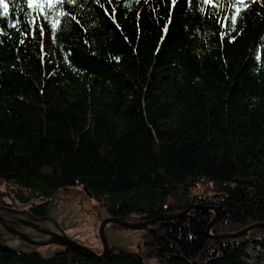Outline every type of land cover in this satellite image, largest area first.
<instances>
[{
    "label": "trees",
    "instance_id": "16d2710c",
    "mask_svg": "<svg viewBox=\"0 0 264 264\" xmlns=\"http://www.w3.org/2000/svg\"><path fill=\"white\" fill-rule=\"evenodd\" d=\"M233 4L76 0L44 9L45 19L9 0L0 182L22 204L44 202L29 210L37 217L58 191L83 187L129 222L205 205L217 209L213 236L264 224V0L237 5L235 25ZM211 219L194 211L157 223L144 250L155 247L159 264H264V230L216 241ZM0 264L144 263L0 247Z\"/></svg>",
    "mask_w": 264,
    "mask_h": 264
},
{
    "label": "rangeland",
    "instance_id": "374dc122",
    "mask_svg": "<svg viewBox=\"0 0 264 264\" xmlns=\"http://www.w3.org/2000/svg\"><path fill=\"white\" fill-rule=\"evenodd\" d=\"M47 51H49V48ZM82 188L83 187L58 191L49 201V208L45 215L46 217L44 216L45 218H43V221L39 222L40 220L36 219L31 221V226L34 224L40 230L49 231L52 233V236L45 237L44 239V236L39 231L36 232V230L31 226L23 223H17V225L14 226L15 229L22 235L29 236L35 240L43 239L44 241H47V239H49L52 241L53 239H51V237L56 235L57 237L59 236L60 238L73 241L77 243V245L94 252L95 255L101 256L103 252L101 244H99V227L103 220L112 217L108 216V214L104 212V210L93 199V197L89 198L82 191ZM19 193L20 191L10 184H4L0 182V207L6 209L5 211L14 210L16 212H25L29 211L31 207L33 208L37 204L42 203L31 200L26 205L22 204L16 196ZM22 194L26 196L25 191L22 192ZM203 207H205V205H203ZM199 212H207L208 214L212 215L211 221L214 219L215 214L212 210L203 211L200 209ZM21 217L23 220H25L23 218L24 216ZM135 222L139 221L130 223ZM104 230L109 244L112 245L111 247L121 248L130 253L137 254L139 256L138 259H142L144 264H159L158 255H156V253L153 254V252L156 251L155 247L152 248V250L149 249V252L144 250L146 248V245L144 244V239H146L144 235L145 231L127 230L110 223H107L104 226ZM5 232L6 231L0 225V234L2 235V237L0 236V247L3 248L16 250L26 254L35 253L44 259L52 257L53 255L64 250H69L62 245L56 244V241L61 242L63 239L55 238V240H53L50 244L48 243L42 246H30L18 238L13 236L11 237L8 234L5 235ZM39 234L41 236L38 237ZM147 243L149 246H152L151 242L147 241ZM70 252L75 253L71 250Z\"/></svg>",
    "mask_w": 264,
    "mask_h": 264
},
{
    "label": "water",
    "instance_id": "95a60500",
    "mask_svg": "<svg viewBox=\"0 0 264 264\" xmlns=\"http://www.w3.org/2000/svg\"><path fill=\"white\" fill-rule=\"evenodd\" d=\"M82 191L89 197L92 198V196L88 193V191L85 188H82ZM200 209H202L203 211H210V210H214L211 207H203L201 205H194L191 206L189 208H187L185 211L178 213V214H167V215H163L160 216L154 220H150V221H139V222H135V223H130L127 222L124 219H116V218H108L102 221V223L100 224L99 227V241L102 247V255L101 256H97L94 254V252L80 246L77 245V243L70 241L68 239L65 238H60L59 236L57 237L56 235H54L53 237H51V239L55 240L56 239H63L61 242H57L56 244L62 245L64 246L66 249H69L75 253H77L78 255L82 256V257H86V258H93L97 261H101V260H105L108 257L115 255V254H120V255H124L127 257H135V258H139V256L137 254H133L130 253L128 251H125L121 248H117V247H111L112 245L109 244V241L107 239L105 230H104V226L107 223L119 226L121 228L127 229V230H133V231H146V230H151L152 227H154L157 223H168V222H173V221H177L180 218H183L185 216H187L190 212L192 211H199ZM6 209L1 208L0 207V225L2 226V228L10 235H12L15 238H18L19 240H21L22 242H25L29 245L32 246H42L44 244H50L52 241L47 239V241L42 240H35L32 239L29 236L26 235H22L21 233H19L16 229H15V225H17V223L20 224H27L28 226H31V214L29 211H25V212H16V211H12V210H7ZM9 211V212H8ZM214 219L209 223V225L207 226V237L209 239H213L216 241H224V240H229V239H238L241 237L246 236L247 234L251 233L252 231L255 230H264V224H255L252 225L246 229H244L243 231L234 233V234H223V235H219V236H213L210 234V230L212 229V227L218 222V213L216 210H214ZM14 215V217H13ZM15 216H26L28 219L27 220H23L20 219L18 217ZM33 229H35L36 231H39L42 235H44V239L45 237H50L52 236V233H50L49 231L46 230H40L38 229L34 224L31 226Z\"/></svg>",
    "mask_w": 264,
    "mask_h": 264
},
{
    "label": "snow or ice",
    "instance_id": "6c2138e0",
    "mask_svg": "<svg viewBox=\"0 0 264 264\" xmlns=\"http://www.w3.org/2000/svg\"><path fill=\"white\" fill-rule=\"evenodd\" d=\"M76 2V0H27V4L29 8H32L34 10H38V14L39 15H45V19H47V15L44 12L45 9V5H47V7L49 9H53L55 8L56 5H63L64 3H72L74 4ZM97 2H99V0H97ZM109 2H111V0H109ZM176 0H173V3L175 4ZM253 2H255V0H253ZM204 3L208 4L211 3L213 5V7L216 6V0H204ZM237 5H245V0H234V4L233 6L235 7V12L233 14V16L230 18V23L232 25H235L237 22V17L240 15L242 9L241 7L237 6ZM101 7H103V5H101ZM245 7H247V5H245ZM0 8L3 9V14L7 15L8 13V8H9V0H0ZM203 11V9H201ZM107 11V10H105ZM62 15H67V13H62ZM71 19L73 21H76V23H79V21L76 20V17H71ZM59 23V21L57 20L54 24L53 27H56V25ZM235 30V28L233 27V31ZM41 33H43L44 29L41 27L40 28ZM264 39V38H262ZM231 42H235V37H233L230 41Z\"/></svg>",
    "mask_w": 264,
    "mask_h": 264
},
{
    "label": "flooded vegetation",
    "instance_id": "af4514ba",
    "mask_svg": "<svg viewBox=\"0 0 264 264\" xmlns=\"http://www.w3.org/2000/svg\"><path fill=\"white\" fill-rule=\"evenodd\" d=\"M34 208V207H33ZM32 207H31V210L33 209ZM31 216H32V218H34V219H36V220H40L39 222H42L43 221V218H45V217H37V216H34L32 213H31ZM18 218H20L21 216H17ZM24 219H25V217H23ZM20 219H22V217L20 218ZM38 223V222H37ZM40 225V224H39ZM41 226V225H40ZM38 237H39V235H38Z\"/></svg>",
    "mask_w": 264,
    "mask_h": 264
},
{
    "label": "bare ground",
    "instance_id": "6f19581e",
    "mask_svg": "<svg viewBox=\"0 0 264 264\" xmlns=\"http://www.w3.org/2000/svg\"><path fill=\"white\" fill-rule=\"evenodd\" d=\"M2 11H3V9H2ZM212 209H214V210H216L217 211V209L215 208V207H212V206H210ZM214 210H212L213 212H214ZM25 217V220H27L26 218V216H24ZM32 217V216H31ZM33 220H35L34 218H31V221H33ZM147 231V230H146ZM37 232V231H36ZM8 233L7 232H5V235H7ZM9 236H11L12 237V235H10V234H8ZM0 236L2 237V235L0 234ZM39 236H41L40 234H39ZM44 236V235H43ZM100 244V243H99ZM31 246V245H30ZM102 261V260H101Z\"/></svg>",
    "mask_w": 264,
    "mask_h": 264
}]
</instances>
